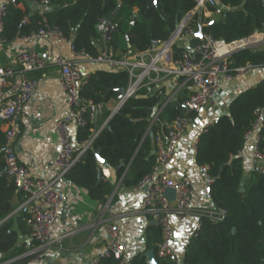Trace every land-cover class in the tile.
<instances>
[{
    "label": "trees",
    "instance_id": "16d2710c",
    "mask_svg": "<svg viewBox=\"0 0 264 264\" xmlns=\"http://www.w3.org/2000/svg\"><path fill=\"white\" fill-rule=\"evenodd\" d=\"M45 1L48 10L39 14L33 12L31 6L20 9L21 1L18 0L15 7L8 9L1 39L12 42L28 37L38 32L43 27V19H46L49 27L57 28L64 39L71 41L75 54L96 59L99 51L95 41L103 38L96 25L99 20L107 19L116 26L106 40L107 47L118 53V59H121L146 53L155 43L166 42L181 20L196 6V0H156L154 7L151 0ZM216 2L227 9L221 10L211 22L205 21L201 13H195L189 25L197 31L200 23L203 34L226 43L264 35V0ZM207 10L215 13L217 7H208ZM25 18L26 24L23 23ZM133 18L137 20L132 25ZM198 42V38H193L190 45ZM185 51L186 48L174 45L172 59H179ZM249 65L264 67V49L239 51L228 62L231 70ZM129 83L125 70L98 71L89 77L80 92L81 97L102 104L104 109L93 122L78 128L77 144L90 140L91 144L65 178L70 184L84 189L100 206L107 203L113 186L103 180L96 156L115 171L116 179H121L124 188H136L156 164V156L151 154L155 150L156 134L164 136L168 125L178 117L194 116V112L185 110V100L179 98L159 112L164 90L156 89L153 83L144 80L134 95L109 118L111 112L105 108L106 104L117 100V90L127 89ZM260 110H264V81L230 102L226 114L202 134L195 161L199 167L206 166L212 178L209 196L213 209L226 210L227 217L219 223L201 219V228L195 231L184 255L176 261L157 257L161 233L158 227H150L146 247L153 252L154 264H264V175L256 173L253 180L245 183L240 157L245 136L252 129ZM3 142L4 134L0 131V222L4 220L0 223V264L21 254L22 249L17 248L19 239L30 236L31 232L26 211L8 217L14 211L13 198H23L24 193L18 190L14 179L7 176ZM258 147L264 152V122L259 131ZM101 264L118 262L108 259ZM129 264L149 263L145 255H138L131 258Z\"/></svg>",
    "mask_w": 264,
    "mask_h": 264
},
{
    "label": "built area",
    "instance_id": "2783aa9c",
    "mask_svg": "<svg viewBox=\"0 0 264 264\" xmlns=\"http://www.w3.org/2000/svg\"><path fill=\"white\" fill-rule=\"evenodd\" d=\"M33 6H46L45 0H27ZM18 0H0V35L4 29V20L8 9L15 7ZM208 7H217L216 11L226 10L223 6H218L216 0H196L194 10L189 12L179 23L170 38L163 43H155L151 50L146 53L124 56L117 59L111 49L99 53L96 59L110 68L125 70L130 78L127 96L131 97L138 90L144 80L153 83L159 77L158 73H165L176 78H183L191 88L190 95L184 102L187 112L198 113L201 109L210 105L216 95L221 90L223 83H228L234 78L247 74L252 66L229 69L228 62L237 52L245 49H264V35H254L249 39L239 40L233 43H226L223 40H215L209 35L203 34V40L193 45H188L182 56L172 59V48L177 40L186 36L189 39L196 38L197 31L189 25L195 13ZM42 14V12H39ZM192 15V16H191ZM27 23V19L23 20ZM43 27L36 33L23 38L25 41L32 40H64L61 32L57 28L47 25L43 19ZM202 27L198 23V27ZM109 29L110 34L116 30V26L107 19H101L96 25V30L102 37H105ZM3 40L0 37V43ZM167 48L163 53L162 49ZM74 55H77L74 53ZM149 57V63L145 64L141 60ZM19 74L21 76L20 88L17 94L7 99L0 107V122L4 125V142L2 153L6 165L7 176L13 178L19 191L26 195L24 207L29 215L28 225L30 227V237L36 244V249L27 252L22 257L15 259L29 258V263H37L38 255L45 248L49 247L55 238L52 229L58 221L61 213L66 211V199L61 190L57 188V182L63 179L74 166L78 158L86 152L91 144V140L76 145L71 138L69 125L75 123L76 126L84 127L88 122H93L97 115L104 109L102 104H95L91 100L81 97L80 92L88 79L83 78L79 67L73 60L62 57L57 58L56 64L59 67V85L63 92L67 114L55 126L57 138V152L53 162V169L56 171L54 178H38L32 176L28 169L18 163L15 140L19 134L18 120L24 109L32 102L38 84L37 79L29 78L27 74L41 70L45 66V61L40 54L35 51H24L17 57ZM165 64L170 65L167 69ZM152 67H151V66ZM136 70H142L136 75ZM150 72L155 73L151 78ZM15 71L11 67L0 66V90L6 87L14 78ZM166 105H162L160 111ZM156 117L152 120L155 121ZM264 122V110H260L252 129L246 134L245 140L251 139L252 158L256 163L255 171L264 175V152L259 150V131ZM189 119L186 116L178 117L168 125V132L163 136L157 133L155 136V156L156 164L152 172L144 177L137 186L144 189L143 197L138 203L136 212L148 216L154 221L156 227L160 229L161 240L157 244L156 255L159 258L170 261L178 260L173 249L174 231L170 221L171 217L181 219L190 213L191 199L193 196V183L183 178L173 180L168 176V166L185 133ZM203 176V183L209 187L212 178L208 175L207 167L200 166ZM166 189H173L175 197L170 202L165 196ZM226 210L210 209L199 212L196 230L201 228V219H208L212 223L222 222L227 217ZM107 243L91 261L85 264H101L104 260L113 259L118 264H129L130 258L127 255V245L120 238V230L117 225H109L106 229ZM11 261V262H13ZM9 263V262H8Z\"/></svg>",
    "mask_w": 264,
    "mask_h": 264
},
{
    "label": "crops",
    "instance_id": "0c3cea01",
    "mask_svg": "<svg viewBox=\"0 0 264 264\" xmlns=\"http://www.w3.org/2000/svg\"><path fill=\"white\" fill-rule=\"evenodd\" d=\"M20 1V9H24L25 6L33 7L27 0ZM207 9H201L199 13L202 14L205 21L211 22L220 11L212 13ZM106 40L108 39L103 37L95 41L99 53L111 49L107 47ZM190 41L191 39L188 37L182 36L176 44L187 50L188 45L191 44ZM166 50L167 48L164 47L162 52L167 53ZM24 51H35L40 54L45 61V66L41 70L27 74L29 78L37 79L38 84L32 102L19 116V134L15 140V151L18 163L28 169L32 176L54 178L56 171L53 169V162L57 152L55 126L67 114L64 95L59 85L60 73L56 64L57 58L73 60L84 79H89L92 74L98 71L117 72L119 68H110L105 63L74 55L71 41L66 39L25 41L23 38H17L12 42L3 41L0 43V66L13 68L15 76L6 87L0 90V107L19 91L21 76L17 57ZM114 57L118 59V53H114ZM262 81H264V67L253 68L247 74L234 78L228 83H223L214 101L198 113H194L193 117L188 118L189 123L185 133L182 135L168 166L170 178L173 180L187 178L193 183L190 213L181 219L170 218L174 231L172 245L178 259L184 255L186 246L195 233L199 220L197 214L213 208L209 187L203 183V176L195 161L198 141L207 127L226 114L230 102L246 90L254 89ZM153 84L156 89L163 88L164 90L163 105L174 102L178 98L186 101L191 92L189 84L183 78L167 74L159 76ZM118 102L119 96L117 100H110L106 104L105 108L111 112L110 116ZM99 115L101 113L97 116ZM107 120L103 122L100 129L104 127ZM4 130L5 127L0 122V131L3 134ZM77 131L76 124L71 123L69 132L72 141L79 145L76 142ZM252 145L251 139L245 140L244 148L240 152L245 183L253 180L256 174V163L252 158ZM100 168L103 180L113 186L112 193L104 206L93 201L84 189L70 184L65 177L57 182V188L63 192L66 199V211L60 214L52 229L55 241L41 251L37 257L38 262L32 264H85L94 259L106 245V229L112 224L119 227L120 238L127 245V255L130 259L138 255L147 257V253L150 252L146 247L147 233L150 227H156V225L148 216L136 212L144 190L137 187L124 188L121 185V179H116L114 170L107 165H100ZM25 199V194L23 198H13L14 211L8 217H12L22 210L25 211L23 208ZM17 248L22 249L21 254L1 264H30V258L13 260L37 248L31 237H20Z\"/></svg>",
    "mask_w": 264,
    "mask_h": 264
},
{
    "label": "water",
    "instance_id": "95a60500",
    "mask_svg": "<svg viewBox=\"0 0 264 264\" xmlns=\"http://www.w3.org/2000/svg\"><path fill=\"white\" fill-rule=\"evenodd\" d=\"M152 1V7H154L155 6V4H156V0H151ZM48 10V7L47 6H33L32 7V11H34V12H37V11H41L42 13H44V12H46ZM192 16V15H191ZM137 20V18H133L132 19V21H131V24L133 25L134 23H135V21ZM178 26H180V25H178ZM177 26V27H178ZM73 34H75V33H73ZM202 35H203V33H202V31H201V27L199 26L198 27V30H197V33H196V38H198L199 40H203V37H202ZM109 37H110V31H109V29L106 31V33H105V38L106 39H109ZM125 39L127 40L128 39V34H126V37H125ZM188 49H189V47H188ZM187 49V50H188ZM117 92H118V94H119V102H118V105H117V107H116V109L114 110V112L111 114V116L125 103V101L129 98L128 96H127V90L126 89H122V88H120V89H118L117 90ZM110 116V117H111ZM109 117V118H110ZM151 154L152 155H154L155 154V152L154 151H152L151 152ZM96 159H97V161H98V163L100 164V165H106V163L102 160V159H100L98 156H96ZM144 190V189H143ZM164 196L170 201V202H172L173 200H174V197H175V191L173 190V189H166L165 190V192H164ZM211 204V203H210ZM233 232H234V230H232ZM30 258V257H29ZM147 259H148V263L149 264H154V256H153V252L152 251H150V252H148L147 253Z\"/></svg>",
    "mask_w": 264,
    "mask_h": 264
},
{
    "label": "rangeland",
    "instance_id": "374dc122",
    "mask_svg": "<svg viewBox=\"0 0 264 264\" xmlns=\"http://www.w3.org/2000/svg\"><path fill=\"white\" fill-rule=\"evenodd\" d=\"M252 50H255V49L252 48ZM141 62H143V63H145V64H148V63H149V59H146V60H145V59H144V60L142 59ZM141 71H142V70H136V72H135L136 75H139V74L141 73ZM151 75H155V73L150 72V76H151ZM158 75H159L160 77H162V76H164V75H166V74H165V73H161V74L158 73ZM167 75H168V74H167ZM169 76H171V75H169Z\"/></svg>",
    "mask_w": 264,
    "mask_h": 264
},
{
    "label": "bare ground",
    "instance_id": "6f19581e",
    "mask_svg": "<svg viewBox=\"0 0 264 264\" xmlns=\"http://www.w3.org/2000/svg\"><path fill=\"white\" fill-rule=\"evenodd\" d=\"M146 59H149V57H146L145 60H146ZM150 66H151V65H150ZM151 67H152V66H151ZM165 67H166L167 69H169V68H170V65L165 64Z\"/></svg>",
    "mask_w": 264,
    "mask_h": 264
}]
</instances>
